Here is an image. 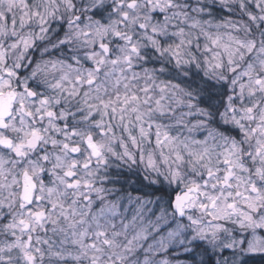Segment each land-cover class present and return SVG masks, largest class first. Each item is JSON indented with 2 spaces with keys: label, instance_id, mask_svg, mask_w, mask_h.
<instances>
[{
  "label": "clouds",
  "instance_id": "1",
  "mask_svg": "<svg viewBox=\"0 0 264 264\" xmlns=\"http://www.w3.org/2000/svg\"><path fill=\"white\" fill-rule=\"evenodd\" d=\"M0 264H264V0H0Z\"/></svg>",
  "mask_w": 264,
  "mask_h": 264
}]
</instances>
